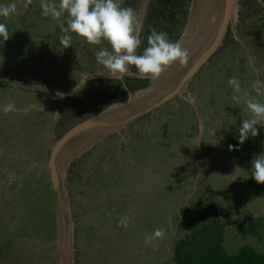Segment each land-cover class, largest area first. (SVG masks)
<instances>
[{
    "label": "rangeland",
    "instance_id": "1",
    "mask_svg": "<svg viewBox=\"0 0 264 264\" xmlns=\"http://www.w3.org/2000/svg\"><path fill=\"white\" fill-rule=\"evenodd\" d=\"M189 1L146 0L138 53L153 29L179 40ZM12 2L16 13L0 17L10 33L0 43V264H58L49 147L75 123L123 102L124 92L132 96L138 89L129 82H150L137 79L134 67L119 80L102 73L94 52L110 46L62 32L66 13L53 20L41 15V0L27 9L25 0H0ZM140 2L121 6L138 15ZM233 7L218 48L182 97L103 137L62 168L70 264H169L173 241L186 230L180 209L204 199L228 221V251L247 243L264 253V227L260 238L237 234V223L264 216V184L251 177V160L264 155V126L257 125L256 137L238 140L251 115L246 99L264 103V0H234ZM64 35L71 37L66 48ZM233 76L239 93L227 83ZM9 102L15 110L5 114ZM124 218L127 229L119 226ZM157 228L163 237L145 244Z\"/></svg>",
    "mask_w": 264,
    "mask_h": 264
},
{
    "label": "clouds",
    "instance_id": "2",
    "mask_svg": "<svg viewBox=\"0 0 264 264\" xmlns=\"http://www.w3.org/2000/svg\"><path fill=\"white\" fill-rule=\"evenodd\" d=\"M33 0H25L23 7L27 9ZM122 0H41V15L59 20L67 14V24H60L62 32L75 33L83 38L89 45H101L104 42L110 46L101 48L94 52L97 62L106 70L112 79H123L130 73V67L136 69L137 79H149L155 81L161 77L167 68L174 64L187 65L190 54L187 48L177 41H171L168 33L153 29L147 36V46L142 53H138L141 46L139 33L142 26L136 11L132 7H122ZM17 5L15 2L0 4V17L5 19L15 14ZM10 33L6 23L0 22V43L9 39ZM61 43L70 46L69 35L60 37ZM100 74V73H98ZM228 85L233 88L234 93L241 91L238 77L228 79ZM261 93L259 83L255 89ZM245 96L247 94L245 93ZM232 100L237 104L240 96L233 95ZM246 106L250 112L248 119H243L239 127L238 140L243 144L250 136L256 137L259 132L257 125L264 126V103L255 98H247ZM14 102H9L3 111L5 114L14 111ZM231 147V146H230ZM251 177L259 184H264V155L258 154L251 160ZM119 226L127 229L129 226L127 218L119 221ZM164 235L163 228H157L152 235L145 236V244H150L156 238Z\"/></svg>",
    "mask_w": 264,
    "mask_h": 264
},
{
    "label": "water",
    "instance_id": "3",
    "mask_svg": "<svg viewBox=\"0 0 264 264\" xmlns=\"http://www.w3.org/2000/svg\"><path fill=\"white\" fill-rule=\"evenodd\" d=\"M213 1V0H212ZM226 1V13L218 17V13L213 16L210 13L217 1L209 5L208 12L202 13V25L206 28L210 25L215 28L212 38L202 47L199 45L204 32L195 23L196 11L199 0H190L187 7V15L184 20V27L181 31L179 42L187 48L190 54L187 65L180 66L174 64L166 69L161 77L152 81L151 85L127 97L123 102H117L111 108L104 109L97 114L89 116L68 128L59 138L49 147V154L46 161L50 183L54 196L55 217H56V244L58 264H68L70 251V234L67 223V207L64 202L60 172L67 161L78 153L90 147L93 143L101 140L107 135L117 132L138 117L155 110L157 107L170 100L174 96H183L184 89L193 75L200 69L205 61L216 51L228 24L232 23L234 12V0ZM146 0H141L138 19L141 24ZM205 6V0H201L200 7ZM202 20V19H200ZM217 22V23H216ZM197 28V29H195ZM205 28V30H206ZM194 31V32H193ZM213 31V30H212ZM195 36H194V35ZM192 36L195 38L193 39ZM91 75V74H88ZM88 75H83L72 87L78 85ZM97 75V74H93Z\"/></svg>",
    "mask_w": 264,
    "mask_h": 264
},
{
    "label": "trees",
    "instance_id": "4",
    "mask_svg": "<svg viewBox=\"0 0 264 264\" xmlns=\"http://www.w3.org/2000/svg\"><path fill=\"white\" fill-rule=\"evenodd\" d=\"M182 7L184 8V4L179 6L183 13L185 10ZM183 20L185 16L181 15V21ZM147 34L148 32L145 33L146 36ZM149 82L145 84L135 81L129 84L143 91L151 85L152 81ZM128 95L129 93L124 92V98ZM180 215L186 230L180 232L173 241L169 264H264V253L257 251L250 244L243 243L235 251H228L224 247V230L228 221L213 201L204 199L196 205L183 207L180 209ZM237 224L240 226L237 231L239 236L260 238L264 216L242 220Z\"/></svg>",
    "mask_w": 264,
    "mask_h": 264
},
{
    "label": "bare ground",
    "instance_id": "5",
    "mask_svg": "<svg viewBox=\"0 0 264 264\" xmlns=\"http://www.w3.org/2000/svg\"><path fill=\"white\" fill-rule=\"evenodd\" d=\"M216 3V5L212 8V10L210 11V13L212 14V16L215 14V13H218V17H222L225 13H226V1L225 0H205V6L203 7H200V2L201 0H199L198 2V6L196 7L197 8V11H196V18L197 20H195V23L193 25H196L198 27L201 28V30H203L204 32H199L200 34L202 33H206V34H203V37L199 43L200 46L204 47L208 41H210V39L212 38V35H213V32L215 30V28L213 29L214 27V24L213 26L210 27V25L206 28V26H203L201 23L203 21V18L202 16H205L204 14H206V12H208V7L209 5L213 4V3ZM124 5V4H123ZM206 7V8H205ZM205 8V12L204 14L202 13V10ZM202 19V20H200ZM204 22V21H203ZM217 23V22H216ZM206 28V30H205ZM197 29V28H195ZM213 30V31H212ZM194 32V31H193ZM194 35V34H193ZM195 36V35H194ZM192 36V38L194 39L195 37ZM100 81V80H99ZM61 103V102H60Z\"/></svg>",
    "mask_w": 264,
    "mask_h": 264
},
{
    "label": "crops",
    "instance_id": "6",
    "mask_svg": "<svg viewBox=\"0 0 264 264\" xmlns=\"http://www.w3.org/2000/svg\"><path fill=\"white\" fill-rule=\"evenodd\" d=\"M136 92H139V90H137ZM64 133V132H63ZM68 264H70V263H68Z\"/></svg>",
    "mask_w": 264,
    "mask_h": 264
}]
</instances>
